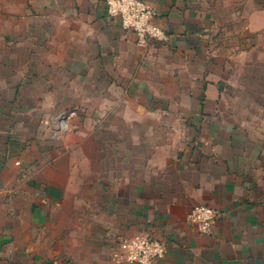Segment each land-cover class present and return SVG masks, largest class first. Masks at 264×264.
Here are the masks:
<instances>
[{
    "label": "crops",
    "instance_id": "0c3cea01",
    "mask_svg": "<svg viewBox=\"0 0 264 264\" xmlns=\"http://www.w3.org/2000/svg\"><path fill=\"white\" fill-rule=\"evenodd\" d=\"M145 1L166 39L143 46L105 0L0 13V264H131L117 241L141 233L151 264H264V0ZM70 108L74 134L39 138Z\"/></svg>",
    "mask_w": 264,
    "mask_h": 264
},
{
    "label": "built area",
    "instance_id": "2783aa9c",
    "mask_svg": "<svg viewBox=\"0 0 264 264\" xmlns=\"http://www.w3.org/2000/svg\"><path fill=\"white\" fill-rule=\"evenodd\" d=\"M107 13L119 21L122 29L135 34L139 45L152 41H162L166 35L156 22V12L153 6L145 0H105ZM75 111L63 112L56 118L55 130L68 128ZM60 132H54V135ZM219 217L218 211L206 206H195L187 221L195 226L201 234L210 233ZM116 258L118 261L131 264H151L161 259L166 253V246L160 240L147 233H141L130 238H119L117 241Z\"/></svg>",
    "mask_w": 264,
    "mask_h": 264
},
{
    "label": "rangeland",
    "instance_id": "374dc122",
    "mask_svg": "<svg viewBox=\"0 0 264 264\" xmlns=\"http://www.w3.org/2000/svg\"><path fill=\"white\" fill-rule=\"evenodd\" d=\"M29 0H0V13L2 14H7L10 15L12 12V10L14 9V11L19 8L20 13H27L28 12V2ZM239 24V29H238V33L235 31H232L231 33L227 34V37L224 39L226 41V43L228 45H233L236 44L237 42V46H243L246 48V46L249 44H251L252 42L256 41L255 37H252V33L250 32H246V22H240ZM244 30V33L242 32ZM242 33L244 35L247 34V36L240 38V35H242ZM259 44H260V51L263 49L264 47V17L261 16L260 17V31H259ZM229 58L234 57L237 59H240L241 55L240 53H234V54H229L228 55ZM244 56V57H243ZM264 56V55H263ZM244 61H249L250 55H242ZM259 57H261L259 55ZM256 58V57H255ZM246 68V67H245ZM240 69L241 71L238 72L239 74H241V76L243 78H246L247 76H251L250 74L252 73V71H248L247 69ZM254 72H257V74L255 73V75H259L260 77H264V71L260 70L257 68V70H255ZM259 73V74H258ZM247 86H244V90L247 89ZM69 111H75L76 115L74 116V118H72L70 120L69 126L67 129L61 131L60 129H56L54 128V126H56V118L63 112H69ZM80 115L78 114L77 110L75 108H70V109H66L62 112L59 113H52V114H48L45 117H41V123L37 128V133L39 138L41 139H50L52 141H56L59 142L61 141V139L63 137H66L69 133H75V129L74 126L77 124V121L82 122V118H79ZM38 119V118H37ZM54 132H60L56 135H54Z\"/></svg>",
    "mask_w": 264,
    "mask_h": 264
}]
</instances>
